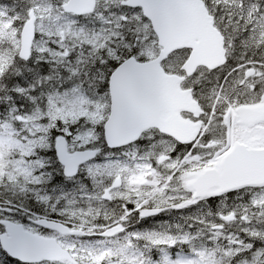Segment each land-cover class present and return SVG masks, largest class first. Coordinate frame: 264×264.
Returning a JSON list of instances; mask_svg holds the SVG:
<instances>
[{"label":"snow or ice","instance_id":"6c2138e0","mask_svg":"<svg viewBox=\"0 0 264 264\" xmlns=\"http://www.w3.org/2000/svg\"><path fill=\"white\" fill-rule=\"evenodd\" d=\"M0 264H264V0H0Z\"/></svg>","mask_w":264,"mask_h":264},{"label":"rangeland","instance_id":"374dc122","mask_svg":"<svg viewBox=\"0 0 264 264\" xmlns=\"http://www.w3.org/2000/svg\"><path fill=\"white\" fill-rule=\"evenodd\" d=\"M56 190V187H53L49 189V191H55Z\"/></svg>","mask_w":264,"mask_h":264},{"label":"trees","instance_id":"16d2710c","mask_svg":"<svg viewBox=\"0 0 264 264\" xmlns=\"http://www.w3.org/2000/svg\"><path fill=\"white\" fill-rule=\"evenodd\" d=\"M54 187H56V186H54Z\"/></svg>","mask_w":264,"mask_h":264}]
</instances>
